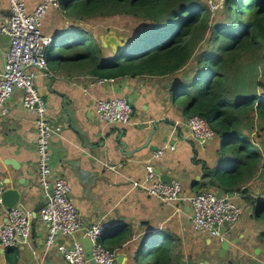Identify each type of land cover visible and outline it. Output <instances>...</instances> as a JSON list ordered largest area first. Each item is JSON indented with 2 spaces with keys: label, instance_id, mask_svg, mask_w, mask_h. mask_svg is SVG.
Masks as SVG:
<instances>
[{
  "label": "crops",
  "instance_id": "1",
  "mask_svg": "<svg viewBox=\"0 0 264 264\" xmlns=\"http://www.w3.org/2000/svg\"><path fill=\"white\" fill-rule=\"evenodd\" d=\"M40 1L25 0L27 11L34 10ZM9 11L8 0H0V18ZM58 12L60 8L51 9L43 19L42 29L46 34L54 35L62 24H67V20L55 17ZM8 40V36L0 35V71ZM56 54L57 49L52 56ZM51 60L46 71L32 66L28 69L36 72L35 85L47 103L52 123L61 126L50 142L51 175L67 178L70 198L84 224L102 221L107 225L105 234L121 225L132 228V237L114 250L120 264H136L141 258L137 255L139 246L148 233L166 237L174 253L185 263L200 264L207 260L211 264V256L216 252L220 256L221 241L219 246L214 242V247L208 245L206 251L201 250L200 238L206 245L213 240L192 229V212L187 200L175 203L182 207L177 211L175 204H165L146 194L134 187L132 181L143 177L145 160L159 147L162 154L153 159L155 172L160 179L166 176L178 179L183 187L181 197L187 198L196 192L194 183L201 180V162L216 166L219 137L201 145L190 136L184 124L189 116L184 106L176 103L179 99L173 98L169 76L113 78L112 82L98 84L72 63ZM20 93L18 89L14 91L8 101L9 114L0 117V182L9 181L5 187L14 186L21 191L19 204L31 213L32 220L29 239L16 246L20 251L17 264H68L56 244L50 247L45 244L46 225L38 211L47 195L39 184L35 118L22 108ZM126 95L133 104L129 123L106 124L99 119L95 104L98 99ZM261 183L258 178L252 179L244 187L247 193L234 198L242 205V213L231 236L225 238L233 242L223 255L227 261L244 256L243 263L250 264L248 259H253V264H261L264 250L258 234L264 231V223L254 215V204H248L264 199ZM246 196L251 198L247 200ZM243 201L247 203L245 212ZM5 220L6 213L0 208V227ZM82 237L78 232L75 236L58 238L56 243L70 245L75 239L81 242ZM257 248L259 253H255ZM4 255L0 251V264H7Z\"/></svg>",
  "mask_w": 264,
  "mask_h": 264
},
{
  "label": "trees",
  "instance_id": "2",
  "mask_svg": "<svg viewBox=\"0 0 264 264\" xmlns=\"http://www.w3.org/2000/svg\"><path fill=\"white\" fill-rule=\"evenodd\" d=\"M60 10L69 23L115 14L140 20L119 55L103 47L93 32L71 25L60 32L70 39L59 40L52 61L72 63L95 79L173 76L170 91L182 94L184 112L207 119L224 140L216 166L201 162L194 194L211 188L244 195L254 178L264 185V137L257 142L251 136L253 130L264 132V0H222L214 11L209 0H61ZM201 42L205 46L196 55L195 76L179 78L177 72ZM252 204L254 215L264 219V199ZM131 237L126 224L100 240L115 250ZM16 246L6 249L7 264L18 263ZM138 251L136 264H188L160 233L143 238Z\"/></svg>",
  "mask_w": 264,
  "mask_h": 264
},
{
  "label": "built area",
  "instance_id": "3",
  "mask_svg": "<svg viewBox=\"0 0 264 264\" xmlns=\"http://www.w3.org/2000/svg\"><path fill=\"white\" fill-rule=\"evenodd\" d=\"M8 3L9 14L0 18V35L9 38L8 47L3 53V69L0 71V117L9 114L8 101L16 89L20 90L22 108L35 118L39 184L48 197V202L41 205L38 211L41 221L46 225L45 244L48 247L56 244L68 264H120L116 252L101 243L100 238L107 225L102 221L85 225L70 198L71 188L67 178L51 175L50 142L52 136L61 130V126L52 123L47 103L35 85L36 72L28 68L32 66L39 70H48L46 53L55 40L53 35L43 31L42 24L51 9L60 8L61 0H41L32 11H27L25 0H8ZM209 3L213 4L212 7L219 5L215 0H209ZM107 81L112 82L113 78L95 80L98 84ZM87 89L88 86L84 87V92ZM95 104L98 117L104 123H129L132 107L126 98L98 99ZM184 124L188 127L190 136L201 145L207 144L215 135L209 121L199 115L186 118ZM169 148L173 149V146ZM161 154L162 150H157L145 160L143 177L133 180L132 185L165 204L174 205L181 199L187 200L193 213L192 229L208 236H218L220 241L225 239V231L233 229L241 216L242 207L234 201V198L242 196L241 192L235 191L218 197L216 190L208 188L183 198V187L178 179L172 178L165 182L155 172L153 159ZM111 168L115 169L113 166ZM2 190L0 186V208H3ZM175 208L177 211L182 210L177 204ZM5 213L6 220L0 227V249L6 251L20 241L29 239L32 220L31 213L20 204L6 209ZM225 221L226 226L223 225ZM78 232L91 240L92 263L86 257L83 244L77 239L70 245L56 243L58 238L75 236Z\"/></svg>",
  "mask_w": 264,
  "mask_h": 264
},
{
  "label": "rangeland",
  "instance_id": "4",
  "mask_svg": "<svg viewBox=\"0 0 264 264\" xmlns=\"http://www.w3.org/2000/svg\"><path fill=\"white\" fill-rule=\"evenodd\" d=\"M204 1H206V0H204ZM220 3H222V0L218 4H220ZM210 5H211V10L212 11H214L218 7V6L212 7L213 6L212 3H210ZM215 16L217 17V15H215ZM55 17L58 20L59 19L63 20V21L66 20L65 16H64V13H62V12H60V14H59V12L57 14H55ZM216 17H214L213 20H215ZM78 21L74 22V23L67 22V24H65L64 26L62 24L61 27L63 29L62 28L58 29V31H56L57 33L56 34L54 33L53 37H54L55 43L52 44L47 50L46 54H47L48 58L50 56H52L53 51L57 49V48H55V46L57 47V44H58L59 40L63 39V41H65V39H70V37L63 36L62 35V34H64L63 32L62 33H60V32L62 30H64V32L65 31L68 32L70 30V26L71 25H77L83 31H91V32H93L96 35V37H99L100 35L104 34L105 27H108L110 29L117 30L118 33L126 35L128 38L129 37L131 38L135 34L134 31L137 30L138 28H140V26L142 25V23L140 22L139 19H135L132 16L124 15V14L98 16V17H92V18H89V19H86V20H80V22H78ZM57 26H58V24H57ZM204 46H205L204 42H201L198 45V47L196 48V50L194 52V56L191 58V60L188 62V64L185 65L183 68H181L177 72V76L179 78H181L183 80H186L188 78L191 79V78H193L195 76L194 72H195V69L197 67V65H196V55L201 50H203ZM171 77L173 78V76H171ZM172 78H170V79H172ZM172 96H173V98L179 99L176 102L178 104V106L182 107V106L185 105L184 100H182V94L181 93L176 95V92H173ZM216 136H218V135L215 134L212 139H214ZM251 136H252V138L255 141L258 142V141L261 140L262 137H264V132L263 131L253 130ZM219 140H220V144H222L223 141H224L221 137H219ZM263 198H264V194H263ZM242 204H243V212H245V210H247L246 209L247 208V203H246V201H243ZM248 204L251 205L252 202H248ZM241 207H242V205H241ZM253 210H254V207H253ZM260 221H261V223H264V219L263 218L260 219ZM233 230H234V228L225 231L224 237L227 238V237L231 236V233L233 232ZM206 235H208V234H206ZM261 235L262 234L260 232V235L258 234V239L262 241V246H263V250H264V242H263V239H262ZM208 238L213 240L212 244L208 243L206 245L205 242H203V240L201 238L199 239V244H200L201 250H203L205 248L204 251H206L209 248L208 245H211L212 247H214V242L217 244V246H219L220 240H219L218 236L210 235V236H208ZM204 245H206V247ZM217 253L218 252H216L215 255L211 256V259H209L211 264H246V263H243L244 256H240L238 259L229 258V260L227 261V260H225L224 256H222L221 254L219 256ZM258 256H259V254L257 255V258H258ZM260 257L262 259L261 264H264V251L261 253ZM248 260H249V262H251L250 264L255 263V261L253 259H248Z\"/></svg>",
  "mask_w": 264,
  "mask_h": 264
},
{
  "label": "water",
  "instance_id": "5",
  "mask_svg": "<svg viewBox=\"0 0 264 264\" xmlns=\"http://www.w3.org/2000/svg\"><path fill=\"white\" fill-rule=\"evenodd\" d=\"M104 34L100 35V41L103 47H108L112 53L114 55H119L126 47L129 41V38L126 35L120 34L117 32V30L115 29H110L108 27L105 28L104 30ZM125 98L128 100V96L126 95ZM129 102V100H128ZM130 106L132 107L133 104L130 103ZM164 139H166V137H164ZM156 149L154 151H157L159 147H155ZM13 164V163H12ZM162 181L165 182H169L170 179L169 177L166 176V179H163V177H161ZM9 183V181L4 182V183H0V186H2L3 190H2V203H3V210L6 211V209L14 207L16 205H19L21 199H22V193L21 191L14 186H9V187H5L6 184ZM52 188L49 189V192L51 193ZM218 197L222 196L221 191H217L216 192ZM232 194V193H230ZM48 202V197H46L43 200V204ZM188 208L191 211V207L190 205H188ZM192 217H193V213H192ZM224 226L227 225V221H225L223 223ZM223 227L221 228V231H223ZM150 233H148L147 235H145L144 238L148 237ZM232 242V241H231ZM228 239H223L221 241L220 244V254L223 256L225 254V252L229 249L230 243H231ZM81 243L83 244L84 248H85V254L87 259L92 263V258H91V240L88 237H82L81 238ZM233 243V242H232ZM1 253H4L5 250L0 249ZM260 249L257 248L255 250V253H259ZM140 254V251H138ZM200 264H209V262L207 260H204L202 263Z\"/></svg>",
  "mask_w": 264,
  "mask_h": 264
},
{
  "label": "clouds",
  "instance_id": "6",
  "mask_svg": "<svg viewBox=\"0 0 264 264\" xmlns=\"http://www.w3.org/2000/svg\"><path fill=\"white\" fill-rule=\"evenodd\" d=\"M190 117V116H189ZM206 145V144H205ZM222 241V240H221Z\"/></svg>",
  "mask_w": 264,
  "mask_h": 264
}]
</instances>
